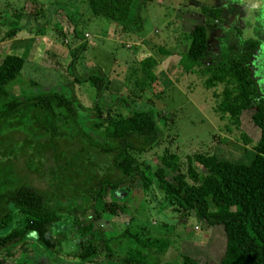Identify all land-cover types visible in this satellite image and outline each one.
Masks as SVG:
<instances>
[{
	"label": "trees",
	"instance_id": "obj_1",
	"mask_svg": "<svg viewBox=\"0 0 264 264\" xmlns=\"http://www.w3.org/2000/svg\"><path fill=\"white\" fill-rule=\"evenodd\" d=\"M85 1L93 16L114 20L133 35L140 30L138 0ZM202 11L203 21L186 34L179 63L203 76L206 88L222 86L213 93L214 111L227 118V130L239 129L242 113L250 111L258 137L253 140L244 131L241 137L251 145L252 158L238 162L198 151L187 155L185 171L179 155L169 149L158 162L139 160L136 153L165 139V122L151 100L138 102L111 92V78L98 66L74 74L63 91L29 78L32 91L17 95L8 85L20 78L25 58L6 53L0 60V264L17 258L31 235L55 258L64 243L73 242L68 255L83 264H160L154 251L164 252L166 239L140 238L128 227L118 233L106 228L108 213H128L130 192L140 182L147 188L154 185L166 205L182 215L193 212L205 227L222 228L225 245L218 259L203 263L184 255V264H264V96L250 66L259 41L239 39L228 47L221 43L215 58L204 61L207 15L219 19L221 6H203ZM16 30L6 31V37ZM74 36L79 37L75 29ZM75 47L77 53L85 44ZM158 62L153 54L139 60L134 84L141 92L157 79ZM82 81L95 88L91 106L74 92L75 83ZM32 173L44 185H35ZM118 241L127 247L117 249Z\"/></svg>",
	"mask_w": 264,
	"mask_h": 264
},
{
	"label": "rangeland",
	"instance_id": "obj_2",
	"mask_svg": "<svg viewBox=\"0 0 264 264\" xmlns=\"http://www.w3.org/2000/svg\"><path fill=\"white\" fill-rule=\"evenodd\" d=\"M233 2L237 1L138 0L141 27L136 31V37L114 20L93 16L85 0H0V40L20 20L25 29L35 27L38 37L33 58L25 55L20 78L12 81L8 88L17 95L32 91L34 87L28 81L30 78L44 88L63 91L74 74L81 76L93 67H102L111 78V92L126 93L138 102L151 100L165 122V139L149 151L136 153L139 160L158 162L159 155L169 149L179 155L184 171L187 155L198 151L212 152L218 157L238 162L249 161L254 151L250 144L244 143L241 131L253 140L259 134L250 111L242 113L239 129L231 127L227 130V118H220L214 111L217 98L213 93L219 92L222 86L206 88L203 76L185 71L179 63L180 53L187 47V32L195 22L204 19L203 6H221L219 19L207 15L208 52L204 61L215 58L221 43L229 46L239 39L241 43L245 39L258 40L250 66L264 96V0H242L238 7ZM17 13L21 14V19ZM45 19L46 29L43 32ZM224 25L227 28L222 31ZM74 29L79 34L77 39ZM11 42L15 43L13 45L21 42L19 44L23 47H31L32 43L12 39L8 46L12 45ZM81 43L85 44V48L73 52L75 46ZM8 46L0 43V60L8 51ZM158 47L166 48L169 53H160ZM148 54L159 58L154 67L157 79L141 92L134 79L140 70L139 60ZM74 56L72 65L69 62ZM74 92L85 106L93 104L95 88L88 82L75 83ZM198 168L204 170L203 167ZM33 176L35 185H44L36 174ZM106 216V228L116 233L128 227L140 238L166 239L168 245L165 251H154L160 264H184V255L204 263L208 259H218L224 250L225 236L221 227H205L204 221L193 212L185 216L167 206L154 185L147 188L138 183L130 192L128 213H108ZM68 226L66 222L65 229ZM115 246L124 249L127 244L118 241ZM23 247L24 250L15 253L17 258L10 259L7 264H83L68 255L74 247L73 242L63 244L64 251L58 258L39 245L34 235L26 239Z\"/></svg>",
	"mask_w": 264,
	"mask_h": 264
},
{
	"label": "crops",
	"instance_id": "obj_3",
	"mask_svg": "<svg viewBox=\"0 0 264 264\" xmlns=\"http://www.w3.org/2000/svg\"><path fill=\"white\" fill-rule=\"evenodd\" d=\"M73 13H71V15H72ZM32 16V15H31ZM20 19L22 18L21 17V15H20V17H19ZM33 18H34V21H36V18H35V16H33ZM30 20V19H29ZM49 20V19H48ZM21 21V20H20ZM20 21H18V25H17V30H16V33L14 34V35H11V37H5L4 39L3 38H1V40H0V43H6V47L8 46V43H10V41H12V39H15V40H17V39H24V42H32L31 43V47H29V46H22V45H20L19 43H21V42H18V45H13V44H15V43H12V45L9 47V49H8V51H5V53L3 54V56L6 54V53H9V52H15V53H18V54H21L24 58H26L25 57V55H27L28 54V56H29V58H33V54H35V48H36V46H37V40H38V37H37V35H36V29H35V27H33V28H31V29H25V27H23V26H21L20 25ZM46 22H47V19H45V22H43V28H42V30L41 31H45V24H46ZM0 28H1V25H0ZM28 30V31H27ZM27 32V33H26ZM5 34H6V32H5ZM5 34H3V35H5ZM6 36V35H5ZM40 36H45V37H47L45 34H41ZM1 37V36H0ZM75 39H77L76 37H75ZM32 50V51H31ZM170 55V54H169ZM180 57V56H179ZM26 60V59H25Z\"/></svg>",
	"mask_w": 264,
	"mask_h": 264
},
{
	"label": "flooded vegetation",
	"instance_id": "obj_4",
	"mask_svg": "<svg viewBox=\"0 0 264 264\" xmlns=\"http://www.w3.org/2000/svg\"><path fill=\"white\" fill-rule=\"evenodd\" d=\"M235 1H237V2H233V3H234V6H235V7H238V6H239V5H238L239 2H241L242 0H235ZM237 19H239V18H237Z\"/></svg>",
	"mask_w": 264,
	"mask_h": 264
}]
</instances>
